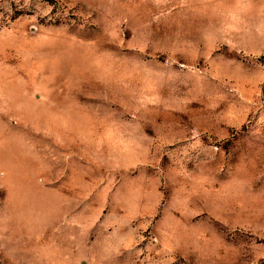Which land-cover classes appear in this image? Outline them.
<instances>
[{
	"label": "rangeland",
	"instance_id": "rangeland-1",
	"mask_svg": "<svg viewBox=\"0 0 264 264\" xmlns=\"http://www.w3.org/2000/svg\"><path fill=\"white\" fill-rule=\"evenodd\" d=\"M0 264H264V0H0Z\"/></svg>",
	"mask_w": 264,
	"mask_h": 264
}]
</instances>
